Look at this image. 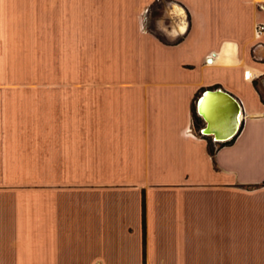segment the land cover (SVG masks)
<instances>
[{"label":"crops","instance_id":"1","mask_svg":"<svg viewBox=\"0 0 264 264\" xmlns=\"http://www.w3.org/2000/svg\"><path fill=\"white\" fill-rule=\"evenodd\" d=\"M258 24L264 0H0V70L38 68L53 30L93 75L0 77V264H264ZM214 89L240 107L223 142L195 110Z\"/></svg>","mask_w":264,"mask_h":264},{"label":"rangeland","instance_id":"2","mask_svg":"<svg viewBox=\"0 0 264 264\" xmlns=\"http://www.w3.org/2000/svg\"><path fill=\"white\" fill-rule=\"evenodd\" d=\"M162 5L165 7L167 4L162 1ZM158 31H160L161 24L158 22V24L155 26ZM57 28L61 30L60 26L57 25ZM40 29H43V26L40 24ZM45 29V26H44ZM42 32V31H41ZM40 32V34H41ZM41 36V35H40ZM51 36V41L54 40L56 44L51 45L48 50H45V47H41L43 45H40L39 47V62L37 64L38 68L31 69V68H22V69H2L0 70V77H21L24 79H30V78H36L39 81V94H46L47 92L54 93L56 95H62L63 92L66 90V92L69 91L70 86H67V84L64 86L62 85L63 80L66 79H79V78H84L88 76H93L91 74V71L88 70H79L78 68H65L64 65L68 64H63L62 62V51H63V46L61 44V38L57 37L58 34L52 30ZM167 39H170L166 37ZM46 51V52H45ZM28 63L22 64L24 67L30 66L31 64L29 61ZM33 65H36L35 63ZM49 83V85L47 84ZM52 83V84H51ZM76 86H73V88ZM49 89V90H48ZM69 93V92H68ZM194 127L199 128V122L198 121H193ZM40 146V173H46V158H47V153L49 150H47V145H39ZM60 147V146H59ZM72 149H74V146H71ZM210 149H212V145L209 146ZM51 151V150H50ZM72 156L77 157V153L73 154L75 151L72 150ZM57 154V151H56ZM62 152L58 150V156H60ZM58 171L59 169H57ZM71 172L74 173L77 171V166L75 167H70ZM59 172V171H58ZM71 173V174H72ZM45 175V174H44ZM41 187H46V179L40 183ZM72 185H76L73 184Z\"/></svg>","mask_w":264,"mask_h":264},{"label":"bare ground","instance_id":"3","mask_svg":"<svg viewBox=\"0 0 264 264\" xmlns=\"http://www.w3.org/2000/svg\"><path fill=\"white\" fill-rule=\"evenodd\" d=\"M197 110L206 122L205 132L207 134L212 135L216 140H224L229 136L232 129L230 120L232 110L222 101L205 94L199 101ZM239 120L240 115L238 113L234 130H237Z\"/></svg>","mask_w":264,"mask_h":264},{"label":"water","instance_id":"4","mask_svg":"<svg viewBox=\"0 0 264 264\" xmlns=\"http://www.w3.org/2000/svg\"><path fill=\"white\" fill-rule=\"evenodd\" d=\"M205 94H209L213 98L222 101L224 103V105L228 106L232 110V113H231V116H230V120H231V124H232V129H231V131L229 133V136L227 138H224V140H216L214 137H212V140L215 141V142H223V141H226V140H228L229 137H232L236 133V131H237V130H234V127L236 125V117H237V114L239 113V115H240V107H239V104H238V102L231 95L227 94L224 91H221V90H218V89L205 90V91H203L200 94V96L198 97V99L196 100V103H195L196 113L200 117H201V114L198 113L197 106H198L199 101L203 98V96ZM201 119L205 122V120L202 117H201ZM239 122H240V120H239ZM238 127H239V124H238ZM238 127H237V129H238ZM199 131H200V134L201 135H209V134H207L205 132V127H203V126L200 128Z\"/></svg>","mask_w":264,"mask_h":264},{"label":"built area","instance_id":"5","mask_svg":"<svg viewBox=\"0 0 264 264\" xmlns=\"http://www.w3.org/2000/svg\"><path fill=\"white\" fill-rule=\"evenodd\" d=\"M258 7H259V8L262 7V5H261L260 2H258ZM263 31H264V24H258V25L256 26V29H255V33H256V35L261 34Z\"/></svg>","mask_w":264,"mask_h":264},{"label":"trees","instance_id":"6","mask_svg":"<svg viewBox=\"0 0 264 264\" xmlns=\"http://www.w3.org/2000/svg\"><path fill=\"white\" fill-rule=\"evenodd\" d=\"M253 85H255V81L252 82ZM208 150L211 152L212 149H210V147L208 148Z\"/></svg>","mask_w":264,"mask_h":264}]
</instances>
